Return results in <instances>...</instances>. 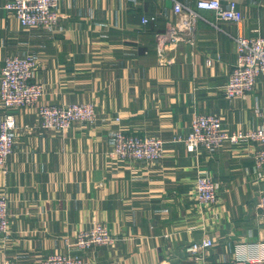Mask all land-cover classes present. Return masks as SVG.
Returning <instances> with one entry per match:
<instances>
[{"label": "crops", "instance_id": "0c3cea01", "mask_svg": "<svg viewBox=\"0 0 264 264\" xmlns=\"http://www.w3.org/2000/svg\"><path fill=\"white\" fill-rule=\"evenodd\" d=\"M176 1L195 6L198 0H61L59 26L47 28L23 26L0 0V75L8 56L31 57L45 88L35 107L8 110L16 125L13 152L0 169L10 214L0 264H42L53 254L83 264H200L186 246L205 238L214 241L205 250L212 262L240 251L262 254L264 168H255L256 146L225 143L191 152L182 139L199 114L219 116L229 131L264 122V75L245 97L228 100L224 93L237 62L232 36L256 29L264 35V0H234L241 22L221 21L217 29L200 21L194 43L167 46L160 58L157 33L172 26L188 32ZM200 12L214 19L213 12ZM154 15L155 22H143ZM78 102L95 103L94 124L62 131L40 125L41 104ZM4 114L0 105V120ZM120 126L162 138L165 157L111 158ZM203 171L220 184L212 206L193 194ZM95 223L107 226L114 242L76 246L78 233Z\"/></svg>", "mask_w": 264, "mask_h": 264}, {"label": "built area", "instance_id": "2783aa9c", "mask_svg": "<svg viewBox=\"0 0 264 264\" xmlns=\"http://www.w3.org/2000/svg\"><path fill=\"white\" fill-rule=\"evenodd\" d=\"M61 0H7L5 8L12 12L23 26L47 27L59 26ZM224 0H198L195 6L175 2L177 14H185L183 23L187 26L184 34L178 26L170 27L165 33L156 34V50L160 58L164 56L167 46L175 47L179 42L194 43L197 24L204 21L220 29L221 21L241 22L243 12L234 0L228 6ZM201 10L214 13V19L201 14ZM157 16L144 17L143 22H155ZM236 43L237 62L225 84L224 93L228 100L245 97L251 92L259 78L264 75V35L255 30L254 35L232 36ZM38 62L31 57L8 56L0 75V105L5 110L0 120V169L6 170L7 161L13 152L15 116L10 108L35 107L45 93L44 85L36 80ZM40 125L44 129L66 130L74 123L92 125L98 118L96 105L93 102L69 104L44 103L38 107ZM119 121L120 119L117 118ZM187 150L194 152L200 148L214 150L225 143L238 144L249 142L256 146L253 160L255 168H264V122L257 128L229 131L221 118L214 114L195 115L191 121L190 133L182 139ZM165 141L157 136L129 132L122 126L115 131V139L109 156L114 160H147L158 161L165 157ZM220 184L209 172H199L195 178L193 194L200 205L212 206L219 200ZM260 206L264 215V195ZM10 214L9 200L0 195V238L9 234ZM114 238L107 226L95 223L91 228L81 230L77 235L76 246L92 248L99 245H110ZM214 241L205 238L186 246L187 253L200 264H256L264 263V243L262 254L247 255L240 251L233 259L225 262H212L205 258V250L212 247ZM42 264H83L79 257L53 254L43 260Z\"/></svg>", "mask_w": 264, "mask_h": 264}]
</instances>
